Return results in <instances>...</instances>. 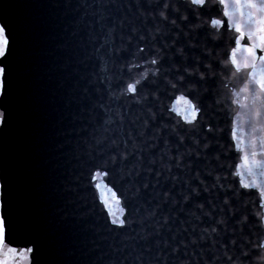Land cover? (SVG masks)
Here are the masks:
<instances>
[{
  "label": "water",
  "instance_id": "95a60500",
  "mask_svg": "<svg viewBox=\"0 0 264 264\" xmlns=\"http://www.w3.org/2000/svg\"><path fill=\"white\" fill-rule=\"evenodd\" d=\"M59 0H0L9 24L13 67L8 105L11 120L0 126V203L20 226L11 245L40 249L35 264H60L56 181V69ZM5 257H8L5 251ZM20 253L16 264H27Z\"/></svg>",
  "mask_w": 264,
  "mask_h": 264
},
{
  "label": "snow or ice",
  "instance_id": "6c2138e0",
  "mask_svg": "<svg viewBox=\"0 0 264 264\" xmlns=\"http://www.w3.org/2000/svg\"><path fill=\"white\" fill-rule=\"evenodd\" d=\"M191 6L200 10H205L206 6L209 4V0H190ZM219 5L225 6L223 9V15L227 17L230 12H238L240 15L245 14V9L247 10V15L250 17L251 22L247 25H242L239 19L227 21V29L231 30L233 25L235 30L240 33V36L236 37L234 44L235 47L232 48L231 53L226 55V59L231 62V67L220 68L219 70L227 75L232 69L239 71L241 67L251 68L252 72L249 74L250 79L254 81V85L249 89V84H244V89H249L250 95L241 96L240 91H234L233 96L236 99L251 100V105L248 111L243 112V115L248 118L247 126L252 129L248 132L251 137L250 142L246 147L249 149L247 155L243 157L245 161V166L248 168V176L250 178H258L259 176H264V160H257L255 163L250 161V157H255L257 152L252 141L258 139L259 148L264 151V99L257 98V87L259 88V94L264 95V67L257 70L255 61L258 59L262 65H264V0H219ZM239 5V7H237ZM85 23L92 26V22L85 20ZM95 25H99L101 29L105 27L103 23V18H98L95 21ZM212 25L214 27L223 28L225 26V21L219 19H213ZM255 35V43L243 44L242 39L247 38L248 41L253 40V34ZM111 33L105 34V41L110 39ZM12 37L10 35L9 24L5 20H0V98L7 97L10 95L13 67L8 63V58L12 54ZM103 45L101 46V48ZM101 48H97L96 51L99 53ZM242 48L243 51L237 56L236 49ZM257 49L260 50V54L257 55ZM143 51V49H139ZM246 53H251V55H246ZM239 61V62H238ZM152 64H156L157 60L153 59ZM128 70L131 72L133 68H138L139 65L134 63L128 64ZM219 68V66H216ZM215 83H221L217 78ZM137 85L141 84V80L134 79L132 82L127 83L124 89L125 94H132L133 96H139V90ZM170 87L184 88L185 84L177 81L176 83L170 85ZM242 91V90H241ZM192 95V94H189ZM195 97L189 103H191V112L193 119L186 121V123L192 126L193 131H195L197 125H199L200 131H205V135L212 133L214 125L209 122L208 125H204L201 121V114L203 112L202 106L194 102ZM258 110V111H257ZM258 116V119L253 117ZM11 120L10 107L6 104L3 105V110H0V126H6ZM239 118L237 117V122ZM259 126V137L255 135L256 129ZM199 135V133H196ZM232 136L235 138L233 144L239 143L238 128L232 129ZM209 139H212L209 136ZM239 168V165L236 166ZM241 186L245 188H251L252 183H244L243 178L241 179ZM259 191L261 195V207L264 208V180L259 181ZM6 205L0 203V264H16V258L20 253L28 254L27 264H35L37 254L40 249L34 244H29L23 248H18L11 245L10 241L7 240V234L14 227L20 226V222L15 218L14 214L9 209L5 211ZM114 229H125L129 225L128 219H113L110 221ZM259 223L264 224V215L261 216ZM259 250L264 251V240H262L258 245H254ZM5 251L8 253V257H5Z\"/></svg>",
  "mask_w": 264,
  "mask_h": 264
}]
</instances>
